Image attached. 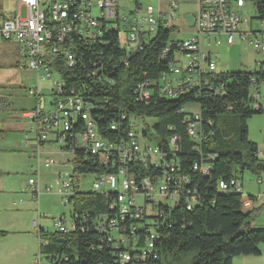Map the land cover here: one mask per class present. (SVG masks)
I'll return each instance as SVG.
<instances>
[{"label": "built area", "instance_id": "1", "mask_svg": "<svg viewBox=\"0 0 264 264\" xmlns=\"http://www.w3.org/2000/svg\"><path fill=\"white\" fill-rule=\"evenodd\" d=\"M119 3L120 0H16L15 13L0 19V40L16 43L20 57L18 67L37 73L38 83L29 89V95L35 98V107L19 111L16 116L31 124L30 132L34 133V137L27 139L26 144H30L31 140L36 143L32 155L38 159V167L41 166L42 146L56 147L60 153L71 156L68 163H72V171L59 173L54 182L46 187L47 193L58 195L71 207L72 198L78 192L103 194L110 207L117 212L113 217L93 218L95 228L105 232L108 241L113 240L115 244L135 251L134 254L129 250L124 251L121 264L132 260H135L134 264H140L146 259L141 258V250L150 251V257L154 255L157 234L152 227L145 246L136 248L138 224L136 222L137 227H128L129 217L143 220L145 215H150L154 218L164 215L162 208H174L183 201L190 210L197 200L194 189L189 187L190 175L182 171L175 158L177 137L174 135L167 141L160 140L155 137L147 118L128 116V127L122 134L113 138L104 137L98 121L93 117L92 102L72 86L70 91H63L64 78L59 71L61 66L75 68L83 64L84 53L80 51V45L88 47L95 42H103L104 33L111 29L118 30L120 46L130 56L149 42L158 25L172 26L163 14L156 19L152 8L141 17L130 19L120 16ZM197 4L198 13L192 25L196 33L186 39H178L175 49H172V43L168 45L162 57L166 58L174 51L169 70L158 79L138 83L136 93L139 100H149L155 88L161 96L171 99V94H183L190 86L199 84L202 73L217 70V62L212 59L213 45H234L239 37L264 54V29H240L243 23L251 25L253 21L244 19L242 13L248 5L255 7L254 0H197ZM170 7L176 8L177 3L171 2ZM175 15L173 12V17ZM121 21L124 22L123 31ZM261 22V26H264V21ZM123 36L126 40H123ZM203 43L207 50H203ZM178 52L187 58L186 65L177 57ZM52 56L59 57L55 59ZM204 62L208 64L207 71L202 69ZM260 66L261 62L256 68ZM55 73L59 79L55 78ZM41 80L51 82L48 89L52 108L46 107L39 85ZM263 82L254 79L250 88L255 110L264 109L261 95ZM192 112L193 117L186 119L188 132L195 142L200 143L203 140L201 115L199 110ZM110 128L118 130V122H112ZM258 155L264 158V146ZM42 162L46 167L56 164L51 157H46ZM80 165L91 166L93 170L82 171ZM194 169L198 170L199 166L196 164ZM200 169L208 172L204 166ZM37 175L40 177L39 171ZM88 177L90 180L86 179ZM257 180L260 183L264 178ZM219 184L228 185V191H241L243 187L242 180L237 178ZM27 188L32 190L33 197L39 199L41 190L38 181L30 178ZM109 190H118V197H109ZM140 198L143 199L142 203L139 202ZM88 216L79 215L77 224L86 222ZM33 225L39 228L37 220ZM54 225L56 231L63 234L75 230L70 229L64 216L54 219ZM42 243L40 238V245ZM42 257L39 253L31 264H46L42 263Z\"/></svg>", "mask_w": 264, "mask_h": 264}, {"label": "trees", "instance_id": "2", "mask_svg": "<svg viewBox=\"0 0 264 264\" xmlns=\"http://www.w3.org/2000/svg\"><path fill=\"white\" fill-rule=\"evenodd\" d=\"M254 4L258 19L264 21V0H254ZM174 31V26L158 25L149 42L128 56L120 46L118 30L111 29L104 33L103 42L80 45L83 64L75 68L61 66L59 71L66 91L72 86L92 102L93 117L104 137L122 134L128 127L127 116L153 120L150 128L160 140L177 137L175 158L182 171L190 175L189 187L197 200L190 210L183 201L180 206L162 208L164 215L154 218L129 217L128 227L138 224L136 248L145 246L152 227L157 234L154 255L150 257V251L141 250V258L146 259L140 264H234L237 257L261 255L264 229L253 225V212L246 210L254 197L244 196L242 189L228 191V185L223 188L219 183L232 178L242 180L246 171L257 179L264 178V158L259 157V145L249 137V120L264 112L253 108L250 94L254 79L264 81V61L251 71L204 72L199 84L175 99L161 96L155 88L149 100L141 101L137 84L158 79L174 60V51L162 57L170 43L172 49L177 48L178 39L171 36ZM188 104L199 106L200 143L188 132L186 119L193 117V112L186 109ZM10 108V100L0 97V113ZM114 121L118 122V130L110 128ZM196 164L198 170L194 169ZM203 166L208 172L201 171ZM79 169L93 170L82 165ZM109 197L117 196L109 193ZM72 203L75 230L66 234L50 233L44 228L39 231L43 241L40 253L46 264H121V254L129 248L108 241L107 234L98 231L92 221L95 217H113L117 210L99 192H78ZM84 214L89 215L87 221L77 224L79 215ZM7 235L0 231V238Z\"/></svg>", "mask_w": 264, "mask_h": 264}, {"label": "rangeland", "instance_id": "3", "mask_svg": "<svg viewBox=\"0 0 264 264\" xmlns=\"http://www.w3.org/2000/svg\"><path fill=\"white\" fill-rule=\"evenodd\" d=\"M171 2H176L177 7L171 8ZM150 8L153 9L156 19L159 14H163L165 15L164 18L172 26H175V31L171 35L173 39H186L196 33V28L189 26L186 18L189 14L197 15V0H120L119 3L120 16H128L130 19L141 17ZM16 9V0H0V18L2 14L12 16ZM173 12L176 14L175 17H173ZM25 13L24 9L23 14L25 15ZM242 16L244 19L250 18L253 21L251 25L243 23L241 30L250 27L264 29L253 5H248L243 10ZM124 29V22L121 21V30ZM155 34L156 29L151 37ZM123 40H126L125 36H123ZM202 47L203 50H207L205 43ZM211 51L212 59L217 62L218 71H251L258 67L259 62L264 61L263 53L248 46L239 37L234 45L226 43L220 46L213 45ZM176 55L186 65L187 58L180 52ZM19 61L17 44L0 40V97H7L11 103L9 110L0 113V229L13 227L14 231H20H17L18 237L23 236L30 239L31 236L35 235V238L37 236L38 239V232L41 227L47 232H55L57 229L54 225V219L61 216H64L67 225L71 226V206L66 205L58 195L47 193L46 187L54 182L59 173L71 172L73 166L72 163H68L71 158L70 155L60 153L61 151L56 147L45 145L41 147L43 155L39 168L38 159L32 155L36 150V143L31 140L30 144H26L27 139L34 137V133L30 132L31 124L28 120L16 115L19 111L31 110L35 107V98L29 95V89L37 85L38 79L36 72L20 69L18 67ZM202 69L204 71L208 70L207 62L202 64ZM55 78L59 79V75L56 73ZM50 84L49 81H39L47 108L53 107L48 89ZM261 88L262 103L264 105V82ZM186 109L196 111L199 106L188 104ZM148 123H153V120L148 121ZM249 137L260 148L264 146V112L254 115L249 120ZM46 157L54 158L56 164L46 167L42 162ZM38 171L40 177L37 175ZM242 177L243 195L254 197L251 204L252 209H250L253 212L252 223L256 228L264 229V181L259 183L257 178L249 171L244 172ZM30 178H34L40 183L41 193L39 199L34 197L35 201L32 190L27 188ZM86 179L90 180V177ZM14 202L18 204L15 205ZM139 202L142 203L143 199L140 198ZM34 220L40 221L38 226L40 228L36 230L33 227ZM14 238H7L4 242L14 240ZM37 243L38 250L33 259L36 256L38 257L40 253V239ZM260 249L261 255L248 256L242 259L237 258L234 260V264H264V243L260 244ZM23 258L24 253L19 250L12 255V259L17 264ZM44 262L45 259L42 257V263Z\"/></svg>", "mask_w": 264, "mask_h": 264}, {"label": "crops", "instance_id": "4", "mask_svg": "<svg viewBox=\"0 0 264 264\" xmlns=\"http://www.w3.org/2000/svg\"><path fill=\"white\" fill-rule=\"evenodd\" d=\"M8 16L10 17L11 15L2 14L0 19H4L5 17H8ZM33 199L35 201L34 197H33ZM14 204L17 205L18 203L14 202ZM250 209H252L251 205H247L246 210H250ZM39 223H40V221H38V224ZM33 227L35 230L37 229V228H35L34 225H33ZM41 228H43V227H41ZM0 231L8 232V234L10 233L8 236L2 237L3 240L1 239V241H0V264H17L15 262V260L12 259V255L15 252H17L18 250L21 251L22 253H24L23 260L20 263L18 262V264H31V261H32L34 255L36 254V252L38 250L37 249V246H38L37 241H38V239H40V237H38V239H37V236L35 238V235L31 236L30 239L28 237H23V236L18 237L17 231H19V230L14 231L13 227L10 229H8L7 227H3L0 229ZM38 236H39V232H38ZM11 237H15L14 240L4 242L7 238H11ZM4 256H6L5 259H4ZM246 257H248V256H240L237 258L242 259V258H246ZM237 258H235V259H237Z\"/></svg>", "mask_w": 264, "mask_h": 264}, {"label": "bare ground", "instance_id": "5", "mask_svg": "<svg viewBox=\"0 0 264 264\" xmlns=\"http://www.w3.org/2000/svg\"><path fill=\"white\" fill-rule=\"evenodd\" d=\"M63 91H66V89H65V81L63 80ZM181 94H171V98H173V99H175V98H177V97H179ZM113 130H115L116 128H112ZM222 187L223 188H227V185L226 184H222ZM109 193H113V194H115L117 197H118V190H109ZM72 217V219H71V226H70V229H72V226H73V224H72V220H73V215L71 216Z\"/></svg>", "mask_w": 264, "mask_h": 264}, {"label": "water", "instance_id": "6", "mask_svg": "<svg viewBox=\"0 0 264 264\" xmlns=\"http://www.w3.org/2000/svg\"><path fill=\"white\" fill-rule=\"evenodd\" d=\"M186 19H187V22L190 26H192L194 24V16L193 15L189 14Z\"/></svg>", "mask_w": 264, "mask_h": 264}]
</instances>
